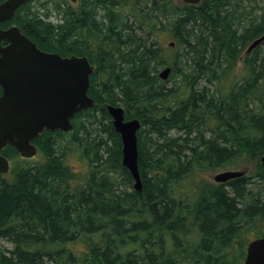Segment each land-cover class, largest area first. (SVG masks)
<instances>
[{"label": "trees", "instance_id": "obj_1", "mask_svg": "<svg viewBox=\"0 0 264 264\" xmlns=\"http://www.w3.org/2000/svg\"><path fill=\"white\" fill-rule=\"evenodd\" d=\"M244 1L29 0L0 23L94 66L93 107L77 112L69 131L45 130L33 141L42 161L10 145L0 151L10 161L0 173V240L14 243L0 248V264H241V223L264 224V199L247 192L244 200L247 167L220 183L202 174L249 159L264 189V40L246 51L264 34V13L253 18ZM238 63L243 74L229 79ZM105 104L140 122L138 190ZM71 151L86 165L81 177L66 162ZM188 178L193 197L181 187Z\"/></svg>", "mask_w": 264, "mask_h": 264}, {"label": "water", "instance_id": "obj_2", "mask_svg": "<svg viewBox=\"0 0 264 264\" xmlns=\"http://www.w3.org/2000/svg\"><path fill=\"white\" fill-rule=\"evenodd\" d=\"M29 0L0 2V23L10 20L16 9ZM75 2L76 0H70ZM196 4L200 0H180ZM264 40V34L249 43L250 51ZM3 42L5 44H3ZM170 46L173 42L168 43ZM94 66L86 55H61L37 47L20 29L11 24L0 27V151L14 147L23 158L36 154L34 140L47 131H69L71 119L82 109L93 107L88 94L90 75ZM170 73L165 66L157 73L165 80ZM113 129L121 141V163L132 179L133 187L140 189L141 179L137 165V135L139 120L125 119L120 105L105 104ZM264 176V154L260 157ZM9 169V161L0 152V173ZM244 174V170H224L212 175L216 183L226 182ZM241 264H264V235L247 242Z\"/></svg>", "mask_w": 264, "mask_h": 264}, {"label": "rangeland", "instance_id": "obj_3", "mask_svg": "<svg viewBox=\"0 0 264 264\" xmlns=\"http://www.w3.org/2000/svg\"><path fill=\"white\" fill-rule=\"evenodd\" d=\"M245 6V9L246 10H250L251 8H253V10L251 11V16H254L253 18H255V16L261 14V13H264V0H246L243 2ZM253 18H250V19H253ZM51 19L54 20V17L52 16ZM258 20V18H257ZM160 31L159 33V36H158V42H159V45L160 47H162L163 49L165 48V52H167V54H170L171 55V49L170 48H173L174 46H168L167 42L168 40L170 39L168 36H166V33ZM174 49V48H173ZM173 51V50H172ZM258 57L264 59V43L260 44L259 46V50H258ZM161 69V67H159V70ZM236 74L237 76L235 78L239 79L240 75L243 74V69L241 67V64L238 63L237 65H235V67L232 69V71H230V75H229V79H232V76L233 74ZM175 80L177 79L176 76L173 77ZM172 83V81L168 82L167 83V86H170ZM201 85H205L206 86V89L209 90V91H213L216 87V84L215 82H212V83H206V84H203L202 81H200ZM226 85L228 84L229 85V82L225 81ZM253 104H250V106H252ZM170 135H175V131H170L169 132ZM66 162L69 164L70 168L72 169V171H74V173L77 175V176H82V173L85 172L86 170V165L85 163L81 160L80 156L77 155V152H69L68 154H66ZM33 160H37V161H42L43 160V157H42V154L37 150L36 154L33 156ZM260 161V160H259ZM247 167V169L249 170L247 175L248 176H252L250 179H249V182L247 183V188L245 189V192L246 193L244 195V200L246 199H251V196L249 197V194L247 192H251L252 196L253 197H256L258 196L259 200H263L264 199V189L259 192L258 188L263 184V180L261 178H259L258 176L254 175V172L256 171L255 168H256V163L255 162H252L251 160L247 159L245 160L244 163H230L229 165H224L222 167H219L209 173H206L204 172L202 174L203 177L207 178L209 181L213 182L214 181L212 180V175H214L215 173H218L220 171H224V170H241L243 168ZM262 172V170H261ZM251 181V182H250ZM216 183V182H215ZM123 185L120 186V188L123 189ZM182 189L183 191L185 190L188 194H189V197H193L194 193V187L192 185V183L190 182L189 178L187 181H183L182 182ZM225 189L229 191V186L228 185H225ZM241 226H243V229H242V232L240 234V237L238 238V241L240 238H243V246H244V249H245V246H246V243L253 239V238H256V237H259L261 235H264V224H263V221L261 220V218H256L254 219L253 221L250 222L249 225H245L244 223L242 224L241 223ZM14 246V243L11 241V240H7V239H2L0 240V248L1 249H5V250H10L12 249ZM243 261V260H242ZM241 261V262H242ZM240 262V263H241Z\"/></svg>", "mask_w": 264, "mask_h": 264}, {"label": "flooded vegetation", "instance_id": "obj_4", "mask_svg": "<svg viewBox=\"0 0 264 264\" xmlns=\"http://www.w3.org/2000/svg\"><path fill=\"white\" fill-rule=\"evenodd\" d=\"M77 2V0L75 1V3ZM1 89V88H0ZM0 93H1V91H0ZM248 172V169H245V173H247Z\"/></svg>", "mask_w": 264, "mask_h": 264}]
</instances>
